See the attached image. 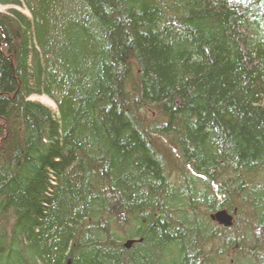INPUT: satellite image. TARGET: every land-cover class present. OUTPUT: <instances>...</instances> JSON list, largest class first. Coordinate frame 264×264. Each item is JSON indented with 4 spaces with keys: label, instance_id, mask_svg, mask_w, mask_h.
Masks as SVG:
<instances>
[{
    "label": "trees",
    "instance_id": "trees-1",
    "mask_svg": "<svg viewBox=\"0 0 264 264\" xmlns=\"http://www.w3.org/2000/svg\"><path fill=\"white\" fill-rule=\"evenodd\" d=\"M0 4V264H264V0Z\"/></svg>",
    "mask_w": 264,
    "mask_h": 264
},
{
    "label": "water",
    "instance_id": "water-1",
    "mask_svg": "<svg viewBox=\"0 0 264 264\" xmlns=\"http://www.w3.org/2000/svg\"><path fill=\"white\" fill-rule=\"evenodd\" d=\"M211 218L220 225H223L224 227L228 228L231 227L233 224L234 215L229 213L227 210H219L216 213H214ZM135 241L136 240L134 239H129L124 244L125 248H131V246L135 243Z\"/></svg>",
    "mask_w": 264,
    "mask_h": 264
},
{
    "label": "rangeland",
    "instance_id": "rangeland-1",
    "mask_svg": "<svg viewBox=\"0 0 264 264\" xmlns=\"http://www.w3.org/2000/svg\"><path fill=\"white\" fill-rule=\"evenodd\" d=\"M12 7L13 6H10V5L0 4V12L7 13L8 10ZM16 8L23 11V12L28 13V11L24 7H16ZM31 99L35 100V101H39V102L49 106L54 111L57 109L56 103L50 97H48L46 95H33V96H31Z\"/></svg>",
    "mask_w": 264,
    "mask_h": 264
}]
</instances>
